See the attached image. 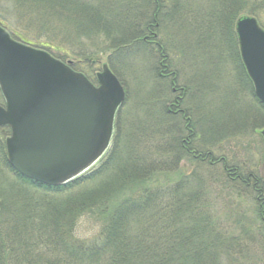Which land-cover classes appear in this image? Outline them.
<instances>
[{
    "label": "trees",
    "instance_id": "trees-1",
    "mask_svg": "<svg viewBox=\"0 0 264 264\" xmlns=\"http://www.w3.org/2000/svg\"><path fill=\"white\" fill-rule=\"evenodd\" d=\"M242 16L255 17L264 28V0H0V26L15 40L49 53L56 51L62 61L69 55L65 46L80 49L77 55L88 62H95L99 45L113 52V60L139 46L141 52L156 54L160 60L150 68L154 79L174 88L179 82V58L184 59L182 63L199 59L207 40L213 38L220 62H226L233 49L235 54L234 27ZM24 21L27 38L49 42L38 44L13 35L9 25ZM170 26L172 33H184L175 44L179 52L172 54L162 42L152 41L161 31L170 32ZM192 38L200 47L191 43ZM236 57L243 89L248 87L264 118V106L255 97L238 52ZM113 67L120 73V67ZM160 86L159 94L145 104L143 117L142 112L140 117L132 115L125 131L117 121L118 112L112 145L99 165L58 188L35 183L11 168L4 142L10 129L0 128L1 167L14 175L20 191L27 190L21 194L16 187H0V264H218L226 251L248 253L239 239L226 238L205 189L219 184L236 198L244 197L255 206L254 221L263 225L257 224L263 232L264 177L234 164L240 162L214 155L212 148L229 123L218 126L213 136L210 131L213 145L206 143L204 127L198 135L197 122L184 108L187 89L176 90L184 99L171 104ZM216 167L220 175L210 176L208 182L197 174ZM79 193L64 206H51L47 200L53 194ZM80 218L100 224L97 238L77 237ZM256 243L263 251L262 242Z\"/></svg>",
    "mask_w": 264,
    "mask_h": 264
},
{
    "label": "rangeland",
    "instance_id": "rangeland-1",
    "mask_svg": "<svg viewBox=\"0 0 264 264\" xmlns=\"http://www.w3.org/2000/svg\"><path fill=\"white\" fill-rule=\"evenodd\" d=\"M261 21L264 26V16ZM25 23L26 21L23 23L14 22L12 26L9 25L13 35L31 42L36 41L38 44L49 42L45 38H37V40L31 37L27 38L26 33L22 30L25 28ZM172 28L173 27L170 26V32L166 34H163L164 31H161L158 38L152 40L162 42L167 48L166 50L171 54L179 52L175 44H178L179 40L181 41L184 36V33L177 34V31L172 33ZM234 33L236 35L235 27ZM186 35L189 36V33H186ZM35 36L37 35L35 34ZM84 42L85 45L89 46L88 42ZM191 43L197 48L200 47V44H198L194 38L191 39ZM80 45L83 47L82 44ZM205 45L206 47L203 45L204 50L202 52L204 55L199 59L197 58L195 60L190 58L186 59L185 63H182L184 59H182V57L179 58L180 65L177 66L179 82L175 88L170 86L167 81H160V84L166 89L168 100H172L171 104H174L177 98L184 99L182 92H176V90L184 87L187 89V102L184 103V108L190 110L195 123L197 122L198 135L204 127L202 133L206 143L213 145L210 131L213 136L218 126L229 123L227 127L228 131L220 132L222 138L216 145L214 144L212 148L214 155L223 156L230 161L235 160L240 162V164H234L242 168L245 166L249 171H253L259 176L264 177V140L260 133L264 129V118L262 113L259 112L258 114V106L253 102L254 98L252 99V97H250L249 89H247L248 87L243 89L242 77H240L241 66L238 60H233V57L237 59V52L240 54L238 39L235 54L233 49L226 62H220L218 60L216 52L219 55L220 52L215 50L216 44L213 38L207 40ZM51 46H53V44ZM55 46L57 45L54 44V47ZM105 48V45H99V48H96L100 53L96 56L95 62H88L85 59H81V56L77 55L80 54V49H72L67 46H65L64 49L67 50V54L69 55L66 56L64 53L66 57L64 59L65 61L61 60L62 55L60 53L52 50H50V53L57 57V59L60 58L59 60L66 64L68 61L71 62L70 67L72 70L85 75L95 86H97L96 75L102 71L105 65H107L117 77L119 76V80L123 83L122 85L126 91V100L123 104L124 106L122 105L123 108L121 107V110L119 109L117 121L120 120L123 127H126L123 128V131H125L127 129L125 123L129 121L131 116L135 114V117H140L139 114L142 112L143 117L144 111L148 108L145 104H148L150 98L157 96L162 90L159 82L153 77V69H150L153 63H160V60L156 58V54L155 57H152L149 52H141L139 46L127 50L123 56H118L116 60H113V52L104 51ZM151 48L156 49L157 46L151 45ZM87 49H89V47ZM114 64L120 67V73L114 72ZM162 71H164V69ZM165 75L163 74V76ZM236 91H239L240 95H237ZM2 104L3 99L0 93V105ZM172 109L174 110V107H172ZM194 112L195 115H193ZM242 120L244 123H242ZM235 125L241 126H237L235 129ZM115 129L114 124L113 138ZM5 141L6 139L4 142ZM100 161L94 164L88 171L84 172L82 176L90 173L92 169L99 165ZM1 164L0 160V187L8 190H13L12 188L16 187V190L21 194L23 191L26 192L27 190L20 191V189H18V181L15 179L14 175L7 168H5L6 170L2 168ZM231 164L233 165V163ZM220 171V168L216 167L214 169L199 170L197 174L208 182L210 176L220 175ZM78 178L79 177H77V179ZM16 190L14 192H16ZM205 190L211 198L212 214L215 216L220 227L226 231V238L228 240L239 239V241L243 242L244 247H248V253L246 254L237 255L236 253L238 251H231L230 253L226 251L221 260L219 258L218 264H264V250L262 251L258 247V243H256L257 240L261 241L264 245V231L262 232V230L257 228L258 225L263 228V225L258 222L255 223L254 221V218L256 219V216H258L255 212V206L243 201L245 200L244 197L239 196L236 198L234 195L230 194V191H227L230 189L221 188L219 184H216L215 187L209 186L208 189ZM9 193L12 194L13 192ZM32 193L40 195L37 191H35V193L32 191ZM79 195L80 193L75 195L53 194L48 197L47 200L51 203V206L59 207L68 205L67 203L70 197H72V200H75ZM0 199H2V197ZM77 224L76 233L77 237L81 240L86 241L95 237L97 238L100 234V224L96 223L94 220L80 218ZM261 234H263V239L261 238ZM243 235L248 236V239L246 240ZM254 238L256 240H254Z\"/></svg>",
    "mask_w": 264,
    "mask_h": 264
},
{
    "label": "water",
    "instance_id": "water-1",
    "mask_svg": "<svg viewBox=\"0 0 264 264\" xmlns=\"http://www.w3.org/2000/svg\"><path fill=\"white\" fill-rule=\"evenodd\" d=\"M236 34L255 96L264 106V29L241 17ZM43 50L19 43L0 26V127H9V165L21 176L58 188L107 152L126 93L105 65L98 86ZM264 139V129L261 132Z\"/></svg>",
    "mask_w": 264,
    "mask_h": 264
}]
</instances>
